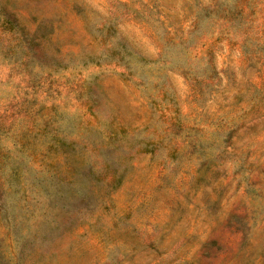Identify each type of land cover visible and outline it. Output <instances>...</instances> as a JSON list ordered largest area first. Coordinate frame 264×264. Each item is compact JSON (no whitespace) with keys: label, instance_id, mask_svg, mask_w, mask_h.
I'll use <instances>...</instances> for the list:
<instances>
[{"label":"rangeland","instance_id":"374dc122","mask_svg":"<svg viewBox=\"0 0 264 264\" xmlns=\"http://www.w3.org/2000/svg\"><path fill=\"white\" fill-rule=\"evenodd\" d=\"M0 264H264V0H0Z\"/></svg>","mask_w":264,"mask_h":264}]
</instances>
